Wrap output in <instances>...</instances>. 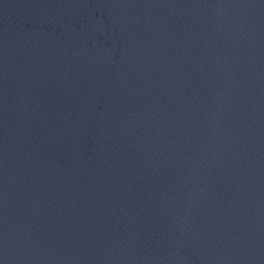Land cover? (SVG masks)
<instances>
[{
	"label": "water",
	"instance_id": "water-1",
	"mask_svg": "<svg viewBox=\"0 0 264 264\" xmlns=\"http://www.w3.org/2000/svg\"><path fill=\"white\" fill-rule=\"evenodd\" d=\"M0 264H264V0H0Z\"/></svg>",
	"mask_w": 264,
	"mask_h": 264
}]
</instances>
